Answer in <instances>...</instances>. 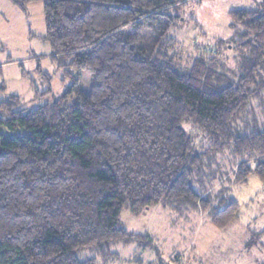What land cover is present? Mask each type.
Wrapping results in <instances>:
<instances>
[{
	"label": "trees",
	"instance_id": "obj_1",
	"mask_svg": "<svg viewBox=\"0 0 264 264\" xmlns=\"http://www.w3.org/2000/svg\"><path fill=\"white\" fill-rule=\"evenodd\" d=\"M9 1L25 11L43 1L54 57L90 74L92 85L83 89L67 72L72 84L52 103L0 101V264H96L78 251L94 247L110 261L119 242L153 247L152 235L123 225L125 209L199 208L222 229L240 220L237 199L215 204L193 180L207 150L232 147L236 182L253 174L264 182V129L233 131L264 90V10L230 12L240 38L232 78L210 52L181 57L172 32L190 0ZM215 46L229 48L224 39ZM187 122L205 132L207 148Z\"/></svg>",
	"mask_w": 264,
	"mask_h": 264
},
{
	"label": "rangeland",
	"instance_id": "obj_2",
	"mask_svg": "<svg viewBox=\"0 0 264 264\" xmlns=\"http://www.w3.org/2000/svg\"><path fill=\"white\" fill-rule=\"evenodd\" d=\"M250 7L264 10V0H190L180 8L179 27L172 32L181 57L186 61L199 52H210L221 70L237 78L239 53L233 45L240 38L230 26V12ZM45 34L43 1L30 4L25 11L9 0H0V101L18 95L20 107L29 109L52 103L72 84L67 72L81 77L82 88L90 89L91 75L67 66L65 56L54 57ZM219 39L228 42L229 48H216ZM184 127L198 148L209 146L201 128L193 122L184 123ZM262 129L264 90L233 122L235 134ZM240 161L232 147L207 150L193 180L195 189L215 204L225 196L237 199L241 204L239 221L222 229L199 208L176 210L159 204L141 214L125 209L123 225L129 231L152 235L154 246L148 240L116 243L112 246L116 256L110 261L100 257L94 247L80 249L78 256L96 258V264H259L264 260V182L256 174L246 184L236 182Z\"/></svg>",
	"mask_w": 264,
	"mask_h": 264
},
{
	"label": "crops",
	"instance_id": "obj_3",
	"mask_svg": "<svg viewBox=\"0 0 264 264\" xmlns=\"http://www.w3.org/2000/svg\"><path fill=\"white\" fill-rule=\"evenodd\" d=\"M0 70H1V68H0Z\"/></svg>",
	"mask_w": 264,
	"mask_h": 264
}]
</instances>
